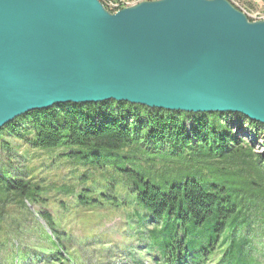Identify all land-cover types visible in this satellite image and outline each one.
I'll return each mask as SVG.
<instances>
[{
    "label": "water",
    "instance_id": "1",
    "mask_svg": "<svg viewBox=\"0 0 264 264\" xmlns=\"http://www.w3.org/2000/svg\"><path fill=\"white\" fill-rule=\"evenodd\" d=\"M110 100L264 125V20L228 0H0V128Z\"/></svg>",
    "mask_w": 264,
    "mask_h": 264
},
{
    "label": "trees",
    "instance_id": "2",
    "mask_svg": "<svg viewBox=\"0 0 264 264\" xmlns=\"http://www.w3.org/2000/svg\"><path fill=\"white\" fill-rule=\"evenodd\" d=\"M260 1L264 4V0ZM234 117L238 122L237 131L245 126L244 129L253 131L257 141L258 131L264 129V125L240 114H189L112 100L60 104L31 111L0 128V136L16 138L27 149H62L72 159L101 168L104 162L113 163L117 174L131 180L132 187L129 185L127 191L131 196L127 195L136 208L130 221L135 218L139 227L151 226L147 232L150 240L147 249L157 252L159 260H155V264H206L208 259L212 261L209 255L214 249L225 245L223 257L217 264H255L256 259L250 256L252 245L245 243L251 238V226L254 221L259 222V217L253 213L252 223L242 218L237 203L240 199L248 200L253 191H258L257 199L264 198V156L254 152L252 140L245 141L233 134L236 128L227 121ZM186 122H190L189 126ZM261 141L264 144V140ZM8 145L0 143L4 150ZM167 157L207 166L212 174L217 173L213 175L214 182H210L208 174H204L206 179L193 171L159 184L124 166L139 164L143 158L162 160ZM212 163L217 166L213 167ZM219 166L226 170L221 172L223 168ZM24 172L27 175V170ZM19 176L13 169L10 172L5 166L0 167V224L6 219L14 221L15 213L20 216V224L27 214L34 219L38 216L44 225L35 220L36 231L47 246L37 241L24 255L25 249L21 251L16 247L14 254L22 261L42 254L54 256L55 261L64 264L72 262L67 249L66 257L62 255L65 251L50 212L39 210L34 215L27 206L39 203L43 189L33 178L26 180ZM99 197L114 208L128 204L127 200L119 201L105 191L88 202L79 193L76 201L84 205L97 204L98 208L103 204L97 200ZM230 227V231L240 228L238 241L235 236L226 234ZM24 232L22 225H16L15 233L11 235L7 231V235L22 239L20 233Z\"/></svg>",
    "mask_w": 264,
    "mask_h": 264
},
{
    "label": "rangeland",
    "instance_id": "3",
    "mask_svg": "<svg viewBox=\"0 0 264 264\" xmlns=\"http://www.w3.org/2000/svg\"><path fill=\"white\" fill-rule=\"evenodd\" d=\"M129 2H134V0ZM259 2V0H234V3L240 6L239 10L246 16L248 14L255 20H264V5H257ZM236 121L235 117L231 121H227L232 128H236L233 129V134L245 141L252 140L254 152L264 156V144L261 141V139L264 140V129L258 131L259 135L256 141L253 131L244 129L245 126L240 129L241 131H237L239 127ZM186 124L189 126L190 122H186ZM1 142H7L9 145L5 150L0 147V167L5 166L10 172L13 169L20 175L19 177L26 180L33 178L43 189L39 203L27 206L34 212V215L39 210H46L53 216L61 247L65 251L62 255L64 258L66 257L67 249L72 261L67 264H155L154 261L159 260L157 252L147 249L150 243L147 232L151 226L145 224V227H139L135 218L130 221V216L136 208L129 197L131 194L127 192L128 186L132 187L131 180L117 174L113 163L104 162V167L101 168L93 163L72 159L62 149L53 151L27 149L22 141L6 135L0 136ZM212 164H214L213 167L217 166V163ZM124 166L136 171L140 177L160 182L159 184L170 182L169 180L193 171L199 172L201 178H206L205 175L208 174L210 182L213 183V175L217 174H212L207 166L200 165V163H183L174 157L162 158V160L143 158L139 164L136 162L135 164L127 163ZM219 168H223L220 170L221 172L226 170L223 166H219ZM24 170H27V175ZM101 191L116 197L119 201L127 200L128 206L114 208L108 205L110 203L108 201H106L107 204H104L100 197L97 200L103 204L98 208L97 204L86 203L87 205H84L76 201L79 193L82 198L86 199L85 202H88L92 197L96 198ZM257 192L253 191L249 199L245 201L239 197L237 210L241 211V217L246 218L250 223H252L253 213L259 217V222L254 221L251 226L253 232L245 245H252L250 256L256 259L255 264H264V198L257 199ZM138 211L142 212L140 209ZM12 218L14 221L6 219L0 224V264H64L55 261L54 256L41 254L37 257L34 255V257L22 261L18 255H15V247L21 251L25 249L22 253L24 255L31 249V244L34 242L40 241L43 246L47 245L44 240H41L40 233L36 231L35 220H39L38 222L44 225L38 216L34 219L27 214L21 224L19 223V214L15 213ZM16 225H22L25 230L24 233H20L22 239L7 235V231H10L11 235L15 233ZM230 229L231 227L226 234L235 236V240H237L240 228H233L234 232ZM220 240L218 239L219 242ZM226 246L216 247L209 255L212 261L208 259L206 264H217V261L222 259Z\"/></svg>",
    "mask_w": 264,
    "mask_h": 264
},
{
    "label": "built area",
    "instance_id": "4",
    "mask_svg": "<svg viewBox=\"0 0 264 264\" xmlns=\"http://www.w3.org/2000/svg\"><path fill=\"white\" fill-rule=\"evenodd\" d=\"M99 1L110 12H115L116 10L124 7V5H121V0H99ZM229 1L234 6V0H229ZM260 4L264 5L261 1L257 5H260ZM260 20H263V19H260Z\"/></svg>",
    "mask_w": 264,
    "mask_h": 264
},
{
    "label": "bare ground",
    "instance_id": "5",
    "mask_svg": "<svg viewBox=\"0 0 264 264\" xmlns=\"http://www.w3.org/2000/svg\"><path fill=\"white\" fill-rule=\"evenodd\" d=\"M129 1L130 0H121V5H124V7H127V6H131V5L135 4V3H138L137 0H134V2H129ZM139 1H142V0H139ZM234 5H236V4L234 3ZM247 16H248V14H247ZM249 17H250V15H249ZM253 20H255V19H253ZM257 20H260V19H257Z\"/></svg>",
    "mask_w": 264,
    "mask_h": 264
}]
</instances>
